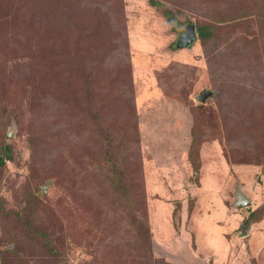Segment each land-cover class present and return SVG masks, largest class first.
<instances>
[{
  "label": "rangeland",
  "instance_id": "374dc122",
  "mask_svg": "<svg viewBox=\"0 0 264 264\" xmlns=\"http://www.w3.org/2000/svg\"><path fill=\"white\" fill-rule=\"evenodd\" d=\"M7 146L0 264L183 262L220 206L204 264H264V0H0Z\"/></svg>",
  "mask_w": 264,
  "mask_h": 264
},
{
  "label": "crops",
  "instance_id": "0c3cea01",
  "mask_svg": "<svg viewBox=\"0 0 264 264\" xmlns=\"http://www.w3.org/2000/svg\"><path fill=\"white\" fill-rule=\"evenodd\" d=\"M233 208L236 209L234 206H233ZM226 209H227V212H225ZM219 213L221 215H219ZM160 218H164V217H160ZM200 218H201V220H200L199 224L201 226V228H200L201 231L204 233V235H210L211 237H214V239L216 240V244H214V246L210 245L208 252L206 253L203 251L205 253L203 255V253H202V251H200V249L201 248L203 249L205 247L204 241H200V238L198 237L196 229H195L196 227H194V232L192 231L188 235L190 236L189 238L193 242L195 240V246H194V248H192L190 246V250L187 253L188 258L186 259V261L181 262L182 260H179V258H177V257H179L178 256L179 252H180L179 250H183V248L180 249L179 247L176 246V247H173L172 249H170V251L165 254V256L168 259L169 258L171 259L172 262H170V264H202V263L204 264L203 260L206 259V255L208 253L212 254L213 252H215L217 250L220 251V248H227L228 247V243H227V240L225 239L224 235L226 233H228L229 230H233L235 228L234 224H235V226H239V221L243 220V217H241V215L239 213H234L231 209L225 208V207L223 208V206H220L219 209L212 210L211 214L201 216ZM192 222L195 223L194 218H192ZM168 238H170V240H171L172 237L169 236ZM185 247H186V249H188V246H185Z\"/></svg>",
  "mask_w": 264,
  "mask_h": 264
},
{
  "label": "water",
  "instance_id": "95a60500",
  "mask_svg": "<svg viewBox=\"0 0 264 264\" xmlns=\"http://www.w3.org/2000/svg\"><path fill=\"white\" fill-rule=\"evenodd\" d=\"M196 30L194 25L189 24L186 27V31L183 33H180L176 42L177 48H184L189 47L191 44L196 42ZM213 93L208 90H203L200 92V94L197 97V100L200 103H205L207 99L212 97ZM264 173V170H263ZM252 205V201L248 197V195L243 190L235 191V201L233 203V206L238 209H245Z\"/></svg>",
  "mask_w": 264,
  "mask_h": 264
},
{
  "label": "trees",
  "instance_id": "16d2710c",
  "mask_svg": "<svg viewBox=\"0 0 264 264\" xmlns=\"http://www.w3.org/2000/svg\"><path fill=\"white\" fill-rule=\"evenodd\" d=\"M171 15H172V13H171L170 11H167V13L165 14V17H166V19H167V22L170 24V26H171V27H175V25L177 24V21H176L175 18L172 17ZM206 28H208V27H205V28H204L205 31H206ZM208 29H209V28H208ZM204 30H203V29H201V30L199 29V30H198L199 37H200L201 40H204L205 37H206L205 33H203ZM10 152H11V148H10V147L7 146V147H3V148H2V152H1V154H0V166L4 165V163H5L6 161L11 160ZM193 169H194V168H193ZM254 216H255V213H254V211H253V212H251V213L249 214V219H253Z\"/></svg>",
  "mask_w": 264,
  "mask_h": 264
}]
</instances>
